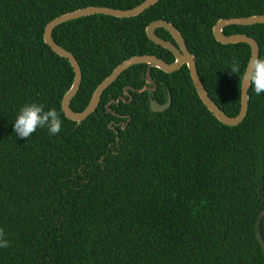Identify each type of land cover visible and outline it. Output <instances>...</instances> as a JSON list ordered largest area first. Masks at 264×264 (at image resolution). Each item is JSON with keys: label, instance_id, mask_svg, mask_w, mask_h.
<instances>
[{"label": "trees", "instance_id": "trees-1", "mask_svg": "<svg viewBox=\"0 0 264 264\" xmlns=\"http://www.w3.org/2000/svg\"><path fill=\"white\" fill-rule=\"evenodd\" d=\"M146 0H0V264H264L257 223L264 212V94L249 89L245 120L224 126L207 110L183 66L152 68L162 113L150 109L146 65L124 72L80 125L61 102L74 72L44 43L53 19L87 7L130 10ZM264 15V0H159L135 18H80L53 31L82 74L70 108L80 113L125 60L173 55L147 39L146 27L171 23L195 57L210 99L226 115L241 108V84L228 70L248 65L246 44L222 45L219 20ZM264 57V24L230 26ZM156 35L174 43L163 29ZM128 96H125L124 90ZM120 99L119 104H115ZM55 109L61 131L12 129L21 106ZM114 102V103H113ZM111 103V105H109ZM259 233L264 240V217Z\"/></svg>", "mask_w": 264, "mask_h": 264}, {"label": "water", "instance_id": "water-1", "mask_svg": "<svg viewBox=\"0 0 264 264\" xmlns=\"http://www.w3.org/2000/svg\"><path fill=\"white\" fill-rule=\"evenodd\" d=\"M159 0H146L141 5L130 9V10H117L107 7H87L83 9H78L76 11L63 14L52 21H50L45 29L43 34L44 43L52 50L60 58L67 60L74 72V80L70 87V89L64 95L61 107L65 117L80 125L83 121L87 120L89 116H91L99 106L101 97L103 93L113 84L118 78L126 72L128 69L138 66V65H146L147 66V74H146V84L153 85L152 89L147 87L141 90H135L132 88H128L129 90L141 94L148 90L149 92H153L156 90L155 83L151 80L150 71L152 68L158 69L165 74H173L179 71L183 66H186L189 75L193 84V87L198 95L200 101L207 108V110L215 117V119L228 127H236L239 126L246 118L248 114L249 107V89L247 87V82H243L241 84V108L240 112L235 117H230L226 115L217 105L210 99L208 96L205 87L199 77L195 57L189 52L186 43L180 34V32L169 22L158 20L150 23L146 27V36L149 41H151L156 46H160L161 48L170 52L174 57V62L167 63L163 60L155 57V56H135L129 58L122 62L119 66H117L113 72L95 89L88 106L80 113L74 112L70 108L71 101L78 94L81 82H82V74L80 66L76 60V58L67 50L56 44L53 40V31L62 24L84 18L93 15H103L109 16L118 19H130L135 18L144 13L146 10L155 6ZM264 24V15L258 16H250L244 18H232L228 20H219L215 26L213 27V36L216 42L222 45H235V44H246L251 49V57L247 66L251 67V60L259 57V46L253 38L243 35V34H233L226 36L223 33V30L230 26H254ZM157 29H163L170 34L174 43L165 41L159 38L156 35ZM125 95H129L127 90H124ZM120 99L115 102V104H119ZM114 103V102H113ZM171 101L169 100L166 104H159L156 100L150 99V109L153 113H162L167 110L170 106ZM111 105V103L109 104ZM264 217V212L261 214L260 219L257 223V238L264 252V240L262 239L259 233L260 223Z\"/></svg>", "mask_w": 264, "mask_h": 264}, {"label": "clouds", "instance_id": "clouds-1", "mask_svg": "<svg viewBox=\"0 0 264 264\" xmlns=\"http://www.w3.org/2000/svg\"><path fill=\"white\" fill-rule=\"evenodd\" d=\"M250 65V68L242 67L234 62L228 70L239 81L247 82V87L252 88L256 95L264 94V57L251 60ZM45 127L51 135H56L61 131L62 121L55 109L45 110L42 104L36 102L21 106L12 124L13 132L19 138H29L38 128ZM8 243L0 231V248L7 247Z\"/></svg>", "mask_w": 264, "mask_h": 264}, {"label": "flooded vegetation", "instance_id": "flooded-vegetation-1", "mask_svg": "<svg viewBox=\"0 0 264 264\" xmlns=\"http://www.w3.org/2000/svg\"><path fill=\"white\" fill-rule=\"evenodd\" d=\"M147 74V73H146ZM146 82V81H145ZM145 87H147V88H149V89H152L154 86L153 85H145L143 88H145ZM142 88V89H143ZM145 92H148L149 93V96H150V99H151V97H154V92H155V90L153 91V92H149L148 90H146ZM125 96H128V95H125ZM171 101V98L168 96V98H167V100H166V102L164 103V104H166L168 101ZM164 104H162V105H164Z\"/></svg>", "mask_w": 264, "mask_h": 264}]
</instances>
